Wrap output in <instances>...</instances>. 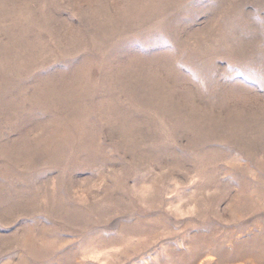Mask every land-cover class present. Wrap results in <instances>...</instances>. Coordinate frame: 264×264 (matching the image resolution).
<instances>
[{
    "label": "rangeland",
    "instance_id": "1",
    "mask_svg": "<svg viewBox=\"0 0 264 264\" xmlns=\"http://www.w3.org/2000/svg\"><path fill=\"white\" fill-rule=\"evenodd\" d=\"M0 264H264V0H0Z\"/></svg>",
    "mask_w": 264,
    "mask_h": 264
}]
</instances>
